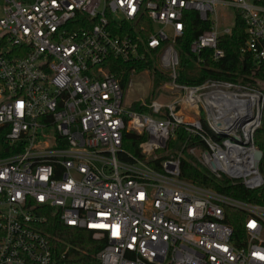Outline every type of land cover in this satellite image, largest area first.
<instances>
[{
  "label": "built area",
  "instance_id": "built-area-1",
  "mask_svg": "<svg viewBox=\"0 0 264 264\" xmlns=\"http://www.w3.org/2000/svg\"><path fill=\"white\" fill-rule=\"evenodd\" d=\"M229 8L245 24L241 51L264 64V0H0V127L25 143L0 158V264H86L55 253L39 228L47 214L102 243L94 264H264V202L181 176L187 151L216 182L264 200V90L177 80L184 13L210 22L190 44L196 61L204 50L217 61ZM111 57L152 60L169 77L163 99L127 104ZM178 129L200 143L159 156ZM226 208L242 212L237 234Z\"/></svg>",
  "mask_w": 264,
  "mask_h": 264
},
{
  "label": "trees",
  "instance_id": "trees-1",
  "mask_svg": "<svg viewBox=\"0 0 264 264\" xmlns=\"http://www.w3.org/2000/svg\"><path fill=\"white\" fill-rule=\"evenodd\" d=\"M184 23L183 35L176 41V48L179 53L178 82L195 85L208 78H222L257 85L264 90V64H257L252 55L241 51L246 40V32L245 24L238 15L234 18L230 32L219 37V46L224 49L225 55L217 61L211 58L210 50H204L202 61L197 62L194 53L190 50L192 41L200 33L210 28V22L200 20L195 11H186L184 13ZM109 67L120 79L124 90L127 88L132 71L139 73L149 70L153 76L154 88L160 87L162 83L169 79L168 74L163 73L154 66L150 59L124 62L111 57L109 59ZM8 130V125L0 127V158L20 153L25 146L23 140L10 145L6 140ZM125 139L132 140L130 142L131 150L136 152L135 136L127 134ZM184 143L193 144L200 142L195 136H188L184 130L178 129L177 137L170 141L169 147L171 149H181ZM256 143L264 153V123L256 135ZM158 164L159 160L155 162L156 166ZM181 176L197 185L214 188L228 195L254 202H264V200L250 198L249 193L242 189L241 186L231 188L227 180L222 179L220 182H216L205 168L195 163L194 158L188 153H185L181 158ZM226 214L232 219L231 223L234 225V231L237 234L241 230L240 220L242 212L233 208H226ZM39 228L54 245L55 253L69 248L70 254L72 253L70 260L94 264V255L102 246V243L93 240L90 233L65 226L56 216L51 214H47L46 222L39 225Z\"/></svg>",
  "mask_w": 264,
  "mask_h": 264
},
{
  "label": "rangeland",
  "instance_id": "rangeland-1",
  "mask_svg": "<svg viewBox=\"0 0 264 264\" xmlns=\"http://www.w3.org/2000/svg\"><path fill=\"white\" fill-rule=\"evenodd\" d=\"M227 12L229 13V18L227 20V18L222 19L219 18V21L221 23V25L226 24V22L228 23L227 25H232L233 24V16H234V10L232 8H229L227 10ZM131 83L130 85H127V88L125 90V100L126 103H130L132 100H138L140 101H148L152 98H160L163 99V92L164 90H162V86L158 87V88H154L153 85V76L151 74V72L149 70H144L142 72L139 73H134L132 75V78H130ZM124 147L128 150H131V144H125ZM175 149H171L170 147L164 151V152H160L158 155L162 156L166 154H169L171 152H173ZM185 153H188L187 151H184L182 153V155L184 156Z\"/></svg>",
  "mask_w": 264,
  "mask_h": 264
},
{
  "label": "bare ground",
  "instance_id": "bare-ground-1",
  "mask_svg": "<svg viewBox=\"0 0 264 264\" xmlns=\"http://www.w3.org/2000/svg\"><path fill=\"white\" fill-rule=\"evenodd\" d=\"M211 105L213 106V93L208 96Z\"/></svg>",
  "mask_w": 264,
  "mask_h": 264
},
{
  "label": "water",
  "instance_id": "water-1",
  "mask_svg": "<svg viewBox=\"0 0 264 264\" xmlns=\"http://www.w3.org/2000/svg\"><path fill=\"white\" fill-rule=\"evenodd\" d=\"M256 157L257 158H260L261 157V152L260 151L256 152Z\"/></svg>",
  "mask_w": 264,
  "mask_h": 264
}]
</instances>
